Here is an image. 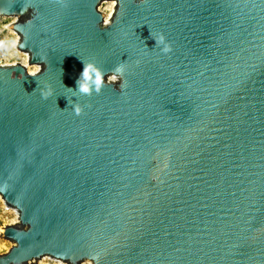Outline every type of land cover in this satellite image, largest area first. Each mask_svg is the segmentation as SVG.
<instances>
[{
    "label": "water",
    "instance_id": "water-1",
    "mask_svg": "<svg viewBox=\"0 0 264 264\" xmlns=\"http://www.w3.org/2000/svg\"><path fill=\"white\" fill-rule=\"evenodd\" d=\"M0 19L42 65L0 66V264H264V0H0ZM82 62L122 71L84 94Z\"/></svg>",
    "mask_w": 264,
    "mask_h": 264
},
{
    "label": "clouds",
    "instance_id": "clouds-1",
    "mask_svg": "<svg viewBox=\"0 0 264 264\" xmlns=\"http://www.w3.org/2000/svg\"><path fill=\"white\" fill-rule=\"evenodd\" d=\"M166 50V49H165ZM83 63V62H82ZM30 68H35L38 71L42 70V65L32 64ZM121 68L118 66L114 72H110L106 77L104 74L92 63H83V69L79 74V77L76 79L75 89L66 87L72 90H78L81 93L89 94L91 89H95L97 92L99 91L101 85L105 82H116L119 79V73L121 72ZM29 75H35L34 72L29 71ZM79 109H77V112Z\"/></svg>",
    "mask_w": 264,
    "mask_h": 264
},
{
    "label": "built area",
    "instance_id": "built-area-1",
    "mask_svg": "<svg viewBox=\"0 0 264 264\" xmlns=\"http://www.w3.org/2000/svg\"><path fill=\"white\" fill-rule=\"evenodd\" d=\"M4 21L6 19H0V66L27 62V55L17 49L18 36L10 28L13 19H9L6 24L3 23Z\"/></svg>",
    "mask_w": 264,
    "mask_h": 264
},
{
    "label": "rangeland",
    "instance_id": "rangeland-1",
    "mask_svg": "<svg viewBox=\"0 0 264 264\" xmlns=\"http://www.w3.org/2000/svg\"><path fill=\"white\" fill-rule=\"evenodd\" d=\"M108 6L109 4L108 3H103L101 6H100V10H102L104 13H107L108 12ZM9 21V19L6 21H4L3 23L6 24L7 22ZM31 65H29L30 67ZM8 208H6V206L3 204L2 200H0V228L4 225H7V224H12L14 223L15 221V215L12 213L11 209L10 210H7ZM14 219V221H13ZM13 221V222H12ZM10 246V243L6 240H3L0 238V253H3L5 252ZM42 261V260H40ZM42 264V262L44 264H55L54 261H51L49 259H43L42 262H40Z\"/></svg>",
    "mask_w": 264,
    "mask_h": 264
},
{
    "label": "bare ground",
    "instance_id": "bare-ground-1",
    "mask_svg": "<svg viewBox=\"0 0 264 264\" xmlns=\"http://www.w3.org/2000/svg\"><path fill=\"white\" fill-rule=\"evenodd\" d=\"M106 3H108L109 4V6H108V12L107 13H104L105 14V16H104V21L106 22L107 20H108V16L111 14V12H112V10H113V8H114V2H106ZM23 65H25L26 66V70L28 71V73H29V71H32V72H35L37 69H35V68H30L29 67V65L27 64V62H25V61H23V63H22ZM0 200H2L1 198H0ZM3 202V201H2ZM4 204V203H3ZM5 205V204H4ZM6 206V205H5ZM6 208H8L7 210H10L11 208H9V207H7L6 206ZM11 211H12V213L15 215V221H14V219H13V221H14V223L17 221V217H16V212L14 211V210H12L11 209ZM12 221V222H13ZM1 229V228H0ZM43 259H46V258H42V259H40V260H42L43 261ZM39 260V261H40ZM39 261H38V263H39ZM42 261H40V262H42ZM51 261H54L55 262V264H61V262L59 261V260H51ZM39 264H41V263H39ZM42 264H44L43 262H42Z\"/></svg>",
    "mask_w": 264,
    "mask_h": 264
}]
</instances>
